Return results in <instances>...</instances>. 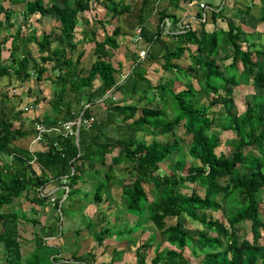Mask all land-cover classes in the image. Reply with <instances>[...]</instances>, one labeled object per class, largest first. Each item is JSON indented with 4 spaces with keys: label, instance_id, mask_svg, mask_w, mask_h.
Wrapping results in <instances>:
<instances>
[{
    "label": "trees",
    "instance_id": "trees-1",
    "mask_svg": "<svg viewBox=\"0 0 264 264\" xmlns=\"http://www.w3.org/2000/svg\"><path fill=\"white\" fill-rule=\"evenodd\" d=\"M11 2L15 4L21 0ZM93 2H26L25 21L32 16L55 11L60 23L56 31L41 35L33 32L27 37V41L36 44L43 63L38 62L26 48L20 52L23 47L21 28L2 39L1 44H5L13 38L10 62L1 64L0 77L10 76L13 70L18 76L29 79L36 74L41 80L50 69L47 62H51V68L58 71L52 103L58 114L44 117L42 123L53 127L64 121L79 119L80 116L83 121L94 117L90 128L84 124L80 126L79 142L77 135L64 137L49 132L33 144L36 148L33 151L14 142L16 138L32 135L33 138L36 135L34 125L31 130L12 129L6 113L15 112V107L9 97H1L0 245L7 252L6 264H94L92 261L96 254L92 251L87 252V256L73 253V260L61 261L57 253H50L49 250L53 248L45 241L46 234L37 235L36 249L25 259V263L19 233L21 215L4 210V206L12 204L29 188H44L52 179L66 180L63 184L70 187L68 196L73 195L79 191V188H73L74 184L91 176L98 182L95 200L102 201L104 188L116 180L115 169L122 165L134 178L131 183L123 185L127 208L141 213L146 204L147 217L160 230L162 237L155 246L150 263L144 250L148 252L152 248L154 238L139 246L136 250L137 264H189L184 254L187 247L195 256H202L198 264H264V220L259 206V196L264 191V95H250L245 111L239 113L232 111V90L229 87L231 83L240 84L250 79H253L254 85L264 87L263 64L257 58L264 56V51L256 48L254 31H245L242 25L224 15V7L212 10L210 16L207 12L204 21L201 20L204 8L200 7L197 25L185 19L180 27L181 19L169 13L167 8L158 12L155 24L149 23V15L154 12L152 0H139L136 7L123 1L109 0L107 9L112 18H124L123 21L126 18L130 22L128 30H135V33L136 28L141 27L142 39L139 44L144 43L147 48L144 59L150 58L161 64L164 70L174 73L168 81L161 79L153 84L139 70V61L134 59L129 68L124 69V79L119 81V69L107 56L110 49L120 47L118 37L125 35L124 26L117 25L112 34H106L103 40H99L94 31L86 30H82L81 37L77 38L80 13L92 11ZM262 2L264 6V0ZM0 12L6 16L0 19V30L14 27L13 11L6 8L3 0H0ZM219 19L227 22V29L217 24ZM260 21L264 23V10ZM209 22L216 24L212 30L207 28ZM85 40L95 42L96 54L87 73L80 68L84 53L80 52L76 59L71 54ZM52 45V54L46 53V47ZM186 53L190 63L183 65L182 57ZM220 55H223V59H231L224 68L218 62ZM98 78L101 84L94 87ZM175 82H180L184 88L176 90ZM116 93L121 94L119 99L114 98ZM100 101L105 109L98 116L92 112V105ZM143 101L145 104L140 106ZM75 102L83 103L79 111L74 108ZM9 103L10 108H6ZM152 103L156 106H151ZM217 103L226 108L225 116L214 109ZM180 124L184 127V138L190 137L188 154L182 145V138L176 135ZM215 128L235 133V139L229 143V153H217L220 140ZM170 134L175 135L171 142L164 139ZM147 135L151 136L150 141L146 139ZM56 142L58 145H55ZM186 155L200 164L187 165ZM169 158H176L173 171L162 172V164ZM34 163L39 165L40 173L34 168ZM97 163L107 165V169L103 171ZM244 168L250 169V173L242 172ZM146 185L152 186L151 194L147 192ZM201 191L204 193L201 194ZM35 193L33 202L40 205L47 203L48 196L43 195L42 190ZM221 193L236 211H226L218 198ZM59 202L60 198L55 203L57 208ZM221 209L226 212L227 224L206 213ZM186 216L200 221L204 228L196 234L190 233L185 227ZM170 217L176 218L174 224H168ZM105 218L100 219L103 227L96 236L99 243L112 234V229L103 223ZM26 219L39 223L37 218ZM246 221H250L252 239L241 234L242 224ZM96 225L91 222L88 226ZM140 226L138 224L130 229V233ZM46 228L50 236H57L59 231L54 226ZM164 242L172 247H163ZM46 247L51 249L47 250ZM203 249L208 251L204 253L201 251ZM115 260L113 257V262Z\"/></svg>",
    "mask_w": 264,
    "mask_h": 264
},
{
    "label": "rangeland",
    "instance_id": "rangeland-1",
    "mask_svg": "<svg viewBox=\"0 0 264 264\" xmlns=\"http://www.w3.org/2000/svg\"><path fill=\"white\" fill-rule=\"evenodd\" d=\"M11 1L12 0H3L6 8L11 9L13 11L12 21L15 23V26L11 28H2L0 30V48H1L0 66L3 63L8 64L10 62L9 55H10V48L12 45L13 38L11 37L5 44H1L3 43L2 39L9 37L11 33L15 32L19 28H21V31L23 32V37L21 42L23 43V47L20 52L24 51L26 48L31 51V53L38 62L43 63L42 54L37 50L36 44L27 41V37L29 34L33 32H35L38 35H41L43 32L56 31L60 24L56 18V12L52 11L45 15H39L38 17L32 16L30 19L25 21L24 9L26 8V2L28 0H21V2L15 4H13ZM44 1L47 4H50L52 2V0H44ZM116 1H123L124 3L133 4V6L135 5L136 7V5H138L139 0H116ZM153 1H154L153 3H155L154 13L149 15L150 17L149 23L155 24L158 20V12L161 9H163L165 6H169L170 4H172L174 0H171L170 2L169 0H153ZM204 1L205 3L209 2L212 4L211 6L212 9H210V13L212 10L217 9L218 6L224 7V12H226L230 8V1L227 4L225 3L228 0H197L196 2L199 5L201 2ZM239 1L240 0H238V2ZM246 1H248L247 3L249 7L248 9H251L252 13H250L248 9L245 10L246 7L243 6L244 8L243 12H246L248 15H244V18L239 20V23L240 25H242L245 31L248 30L254 31V40L257 44L256 48L257 49L260 48L261 50L264 51V23L260 21L261 14L264 10L263 2L262 0H246ZM108 5H109V0H94L92 11L90 12L86 11L80 13V24L77 27V38L81 37L82 30H86L89 32L94 31L97 34V38L99 40H103L106 34H112L113 29L117 25L122 24L124 26L123 30L125 31V35L118 37L120 47L112 50L110 49L109 55L107 56V59L112 61V63L119 69V72L117 74V79L119 81L124 79L125 77L124 69H128L132 61L136 59L140 63L138 67L139 70L142 73H144L146 77L152 81L153 84L159 83L161 79L168 81V78L174 75V73L168 70H164L163 68H161V64L152 61L150 58L143 59L144 56L143 57L140 56L141 52L144 49L145 50L147 49L145 47V44L144 43L139 44V42L134 40L135 30L134 31L130 29L128 30V27H130V22L128 23L126 18L125 21H123L124 18L119 19L118 17L115 18L111 17V14L108 12L107 9ZM256 5H258L257 9L255 8ZM5 17H6L5 13L0 12V19H5ZM234 21L235 23L238 22L236 20ZM246 24H249V26L246 27L247 26ZM215 25L216 24L210 22L207 25V28L209 30H212ZM169 39L173 41L171 38ZM171 45L173 47L174 45L173 42H171ZM244 47H246V43H244ZM94 48H95V42H90L85 40V41H81V43L76 48L77 50L71 52L72 57L74 59L78 57V54L80 52L84 53V56L80 64V68L84 69L83 70L84 73H87L89 71L92 62L96 59ZM45 50L46 53L49 52L50 54H52L53 45L47 46ZM20 52L19 55H21ZM257 58L260 59V61L262 62L263 65H261V69L264 70V56H259ZM182 59H183L182 61L183 65L190 63L188 53H186L185 56L182 57ZM218 62L222 64V68H224L225 65L231 62V59H223V55H220ZM46 65L50 69L43 74V78L41 80L36 77V74H33L29 79H27L21 75L18 76L17 74L14 73L13 70L10 76L0 77V99L2 96L9 97L10 103H12V105L15 107L16 110L13 113H6L7 114L6 117L8 118L9 122L12 123V129L31 130L32 126L37 122L38 119H39L38 121L41 122L42 119L46 116L54 117L58 114L57 111L54 110L52 104L54 101L53 99L55 97L54 86L56 80V73L58 71L53 70L51 68L52 66L51 62H47ZM240 68L242 69L241 64H240ZM100 84H101V79L98 78L94 82V87H98ZM174 87L176 90H181L184 88V86L180 82H175ZM229 87L232 90V95H231L232 111L239 113L245 111L246 100L250 95L254 93L264 95V87H259L254 85L253 79L246 80L240 84L231 83ZM143 93H141V96L143 95ZM69 95L74 96L72 93H70ZM120 97H121L120 93H116L114 95L115 99H119ZM138 97L139 96H137V98ZM82 102L81 103L75 102L74 108L77 111L81 109L84 103ZM10 103L7 105L6 108H10ZM144 104L145 101L141 102L140 106ZM151 106H156V104L152 103ZM104 109H105V105L102 101L97 102L95 105H92V112H94L98 116L104 111ZM214 109L216 111H220V113H222L221 116L226 115V108L224 107L223 104L220 103L215 104ZM215 131L219 133L218 135L220 140V146L217 148V153L218 154H223L225 152L229 153L231 149L229 143L235 139L236 137L235 133L231 130L221 131L218 128H215ZM176 135L182 138V145L184 146L186 153L188 154L189 152L188 141L190 137L186 136V139L184 138V127L182 124H180L177 127ZM32 136L21 139L16 138L14 143L34 151L36 148L33 147L34 143L32 141L33 139ZM145 137L148 141H150L151 138L150 135H147ZM174 137L175 135L170 134L165 136L164 139L171 142L173 141ZM116 152L117 150L113 153V155H115ZM175 159L176 158L167 159L162 164L161 171L171 173L173 171V165L176 162ZM185 161L187 162V165L200 164L199 161H196L190 155L185 156ZM0 162H1V157H0ZM97 166L103 169V171L107 169V165H102L100 163H97ZM34 168L37 169L38 173L41 172V169L37 163H34ZM241 171L250 173L251 170L248 168H244ZM115 176H116V180L114 179L109 186L104 188L102 192V197H103L102 201L95 200L96 184L98 182H96L97 180L92 179L91 176V178L88 180L85 181L78 180L74 184L73 188H79V191H77L76 193L74 192L73 195L68 196L66 191L60 188L59 193H55L56 198L52 197V200L48 201L50 197L48 196V199L46 200L47 203L45 205L42 206L40 204L37 205V209L40 210L39 214L44 215L43 219L44 218L46 219V214L48 213V211L54 213L51 214V218L54 217V219L56 220L57 226L54 227L56 228V231H59L61 233L63 232L62 239L60 238L61 243L63 242L62 247L60 246L59 248L57 247L60 244H58L56 247L53 245L50 246L52 242H49L48 245L53 249L48 247H46V249L47 250L51 249L49 250L50 253L54 255L56 253L57 254L61 253V258L63 259L68 258L70 260H73L70 256L73 253H77L78 256H85V255L87 256V252L89 251L86 252L84 251L90 248L87 245L88 242H85V245L82 246L83 247L82 250L80 249L81 247L80 245L77 251L74 252L76 247L79 245L78 242L80 243L82 238L85 237V236H81L80 234L82 233V231H86L87 233V230H89L88 232L89 240H91V238L93 239L95 238L96 240L95 239L94 240L96 242V245L99 246L104 245L103 244L104 242L102 243L98 242L96 236L102 230L103 227L102 225L100 226V219L103 216H105L106 218L103 223H105L112 229V234L107 235L104 241L105 240L108 241L110 240L108 238L117 237L119 236V234L122 233L121 236H123L128 241L127 246L133 249L132 253H135V250H137L144 241L154 238L152 248L150 250L148 249V252L144 250L145 253H148V263H150L151 257H153L154 255L155 246L159 241L162 240V237L160 235V230L147 217L148 211L146 204H144V208L141 213H134L127 208V201L123 197V185L124 183H131V181L134 179L132 177L133 175L131 176L124 169L122 165L115 169ZM61 184L62 182L60 180L52 179L49 183L46 184L45 187H48V189L45 190V193L47 194L48 191H50L53 187H57ZM145 187L147 192L151 194L152 186L146 185ZM37 190H43V189L42 187L39 189L35 187L29 188L20 197L15 198L12 204L8 206L7 205L4 206V210L14 211L19 213V215H21L19 221V233L22 242V254L25 263H27L25 259L29 258L32 252L36 249L35 243H36L37 235L46 234L48 235V237H51L49 233H46L47 229L42 228L43 226L40 220L39 223L36 224L26 219V218L40 219V216L38 215V211L35 210L36 202H33L32 200ZM184 191L187 192V189H184ZM200 193L203 194L204 192L201 191ZM58 198H60V202H59V207L57 208L55 203ZM218 198L222 202L226 211H236V208L229 205L228 202L224 199L223 193H221ZM259 201H260L259 206L261 211V217L264 220V191L260 193ZM206 213L209 215H213L215 218L221 219L226 224L228 223L226 212H224L222 209L219 211L208 210L206 211ZM185 219L187 220L185 226L186 230L192 234H196L200 229L204 228L203 223H201L198 220H192L188 216H186ZM91 222L97 223V225L95 227L88 226ZM167 222L168 224H174L176 222V218L170 217L167 219ZM138 224H140L141 226L138 229H135L134 232L130 233L129 230L134 228ZM242 228L243 229L241 234L243 236H248L250 239H252L250 221L244 222L242 224ZM51 238H53V236ZM45 241L48 240L45 239ZM76 241L78 242L76 243ZM163 247H172V246H170L167 242H164ZM116 251L118 250L116 249ZM201 251L206 253L208 249L206 250L203 249ZM119 253H120V249L117 253H115L114 251L113 257L121 258ZM184 254L189 260V264H198V262L202 259V256L199 257L195 256L190 247H187L184 250ZM6 257H7V252L4 246L0 245V264H6ZM126 257H128L127 254Z\"/></svg>",
    "mask_w": 264,
    "mask_h": 264
},
{
    "label": "crops",
    "instance_id": "crops-1",
    "mask_svg": "<svg viewBox=\"0 0 264 264\" xmlns=\"http://www.w3.org/2000/svg\"><path fill=\"white\" fill-rule=\"evenodd\" d=\"M170 1L171 0H169V2ZM196 1L197 0H174V2L172 4H170L169 6H165L164 8H167L168 11H169V13L175 14L177 17H179L181 19V21L179 23V26L180 27H182L183 20H185V19L186 20L188 19L187 21H189L190 23L192 22V24H194V26H196L197 23H198V20L200 19V17L198 16L199 13H200L199 12L200 11V6H199L200 4L198 5V3ZM229 1H230V8L226 12H224L223 14L226 15V16H228V17H230L233 21L234 20L238 21L236 23L240 25L239 20H241L242 18H244V15H248L246 12H243V9H244L243 6L246 7L245 10H247L249 8L248 7V4H247L248 1H246V0H240L238 2V0H228L225 3L227 4ZM243 1H245V2H243ZM208 3H206V4L209 6V8H208V10L206 12H205V9H204L203 15H204V13H207L208 12L209 13V16H210V9H212L211 8L212 4L211 3L208 4ZM255 3H258V2H255ZM153 4H154V7H155V3H153ZM221 7L222 6H218V8L215 9V10H218ZM257 7H258V5L255 6L256 9H257ZM153 10H154V8H153ZM248 10L250 11V13H252V10L251 9H248ZM152 13H154V12H152ZM166 20L170 24V20L168 18ZM185 24L186 23H184V25ZM217 24L219 26L222 24L220 27H222L224 29H227V22L226 21H223V20L219 19L217 21ZM246 25H247L246 27L249 26V24H246ZM177 32H180V30L177 31ZM165 39H168V38L165 37ZM32 141H33V139H32ZM33 143H35V142H33ZM63 182H66V180H63ZM63 182H62L61 185H59L57 187H53L50 191H48L47 194L45 193V190H47L48 187L42 188L43 189L42 190V194L43 195L50 196L49 199L47 198L48 201L52 200V197H55V193H59L60 188L63 189V190L68 189V188L70 189V187L68 185H64ZM45 204H41V206L42 205H45ZM37 205L38 204L35 203V208H36L35 210L38 211V215L40 216V219L39 220H40V222H41V224L43 226L42 228L47 229L46 227H49L50 228L52 226H56V220L54 219V217L51 218V214H54V213H52L51 211H48V213L46 214V219L45 218L43 219L44 215L39 214V211L40 210L37 209ZM101 225H103V224H101ZM88 232H89V230H87V233H86V231H82V233L80 235L81 236H85V237L82 238V240H81L80 243L78 241H76V243L78 242L79 245L76 247V249H75L74 252L77 251V249L79 248L80 245H81L80 249L82 250L83 249L82 246L85 245V242H88L87 245L90 248L89 249H86L84 252H86V251H92L93 253L94 252L96 253V258H95L94 261H92L94 264H137V262H136L137 260H136V257H135L136 250H135V253H132V250L133 249L130 248L129 246H127L128 245V241L123 236H121V234H119V236H117V237H110V238H108L110 240H108V241L105 240L104 243H103L104 245H100L99 246V245H96V242H95L96 239L95 238H94L95 240L93 238H91V240H89ZM62 236H63L62 233L61 232H58V235L57 236L54 235L53 238H51L52 236L51 237L46 236L45 239L48 240L47 241L48 244H49V242H52L50 244V246L53 245V246L56 247L58 244H60V245L57 246L59 248V246L62 247V244H63V242L61 243V241H60V238L62 239ZM116 249L118 251L120 249L119 255L121 256V258H116V260L113 262L114 251ZM126 254H127L128 257H126ZM58 256L61 257V253H59ZM66 259H68V258H66ZM64 260L65 259L61 258V261H64ZM58 262H60V261H58ZM79 264H84V263H79Z\"/></svg>",
    "mask_w": 264,
    "mask_h": 264
},
{
    "label": "built area",
    "instance_id": "built-area-1",
    "mask_svg": "<svg viewBox=\"0 0 264 264\" xmlns=\"http://www.w3.org/2000/svg\"><path fill=\"white\" fill-rule=\"evenodd\" d=\"M200 7L204 8L205 12L209 8V6L205 2H201ZM206 18H207V13H204L203 18H201V20L204 21V20H206ZM168 25H169V22H168ZM141 39H142L141 27H137L136 33L134 35V40L139 42ZM146 55H147V50L144 49L141 52L140 56L141 57L144 56V58H145ZM93 120H94V117L87 118L84 121H83V118H82V120H80V118L79 119H72L69 121L61 122L58 125H55L53 127H48L44 123L37 121L34 124V129H36V135H34V137H33V142H37V141L42 140L44 137V134L49 133V132L54 133L56 135H61L64 137H68L70 135H77L80 124L81 125L84 124L87 128H90ZM55 145H58V143L56 142ZM69 190H70L69 188L66 189L67 194H68Z\"/></svg>",
    "mask_w": 264,
    "mask_h": 264
},
{
    "label": "water",
    "instance_id": "water-1",
    "mask_svg": "<svg viewBox=\"0 0 264 264\" xmlns=\"http://www.w3.org/2000/svg\"><path fill=\"white\" fill-rule=\"evenodd\" d=\"M79 118H80V120H82V116H80ZM80 126H81V124L79 125V129H80ZM79 129H78V133H77V142H79Z\"/></svg>",
    "mask_w": 264,
    "mask_h": 264
}]
</instances>
